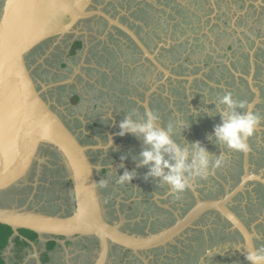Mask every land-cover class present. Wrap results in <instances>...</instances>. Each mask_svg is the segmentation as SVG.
<instances>
[{"label":"flooded vegetation","instance_id":"obj_1","mask_svg":"<svg viewBox=\"0 0 264 264\" xmlns=\"http://www.w3.org/2000/svg\"><path fill=\"white\" fill-rule=\"evenodd\" d=\"M5 2L6 0H0V17ZM91 10L103 12L128 27L147 49L150 56L126 31L97 14L82 18L75 25L70 26V16L61 13L56 19L57 23L54 24V27L59 26V33H55L35 47L26 56L25 62L36 90L43 100L60 116L78 140L90 148L88 156L92 164L99 168L98 190L101 183H106L107 178L111 177L115 171L118 176L124 170L134 171L135 174L138 172L141 176L143 173L140 171L143 169L149 171L147 167H141L139 164H130L128 161L124 163V157L122 160L121 157L118 159L121 162L116 161V152L131 154L138 149L144 150L145 147L142 140L137 139L132 134L119 136V123L126 117L135 121H142L145 119V112L147 111L155 112L161 119L162 112L168 109L171 112V104L173 103L174 107V104L180 101L178 100L179 95L184 100V116L178 117L177 115L174 119L178 124L191 121L192 126L189 128L185 125L183 129L177 126L181 132L176 129L174 135L177 137L174 139H177L178 143L187 142L189 146L198 141L213 157L222 155L226 161L225 166L218 170H211L207 178L198 182L193 181L189 190L185 192L186 194L179 197L172 193L167 184H165L166 189L164 190L161 185H156L153 180L151 181L156 190L151 188L152 194L148 199L147 191L142 194L145 185L141 182L139 184L137 179L134 178L130 184H123L126 192H128L127 195H131L130 199L125 195L123 196L125 201L128 200L127 210L129 212L133 210V205L141 202L136 199V197L141 196L144 198L142 202L146 201L145 203L157 213L156 219L148 222V228L144 227V224L138 223L137 225L127 222L124 219L126 212L117 214V210L114 208L110 212L100 188V200L105 211L106 221L111 225L118 226L121 231L129 235L141 239L151 238L176 225L178 220L196 205L197 201L221 200L227 194H232L226 206L254 234L255 250L264 247V236L262 239L259 231L260 228H264V224L259 223L255 227L249 220L254 216L251 213L255 211L264 212V120L262 119L264 109L262 111L250 110L249 102L253 101L256 94L249 86H246L247 88L241 87L236 80L234 82L236 89L221 90L211 87L205 80H199L197 77L191 82L190 79H177L180 75H186V70H190V76H197L203 71V67L195 65L194 59L190 56L180 63L181 68L185 66V71L176 66L182 57L179 55L181 53L179 46L185 45V49L190 51L188 44L192 43L191 49L195 50L194 45L196 47L200 44L213 43L209 37L210 34L216 37L228 36L244 46H246L244 38L248 41V45L249 43L253 45L258 41L262 44L260 49L264 53V0H89L86 11ZM138 13L147 15L150 20L155 19L153 25L165 33L171 32V27H178L180 31L177 32L172 29V36L165 34V37L150 40L149 37H146V28L151 25L136 16ZM60 23L63 25L61 28ZM59 28L62 29V32ZM150 31L152 29L147 32ZM104 34L107 35L105 39L102 38ZM180 35L184 37L185 41H174L175 37L179 38ZM79 42L82 43V47L74 53L75 45ZM199 42L201 43L199 44ZM96 45L98 46L96 47ZM207 46L210 48V44ZM230 49L234 50L232 45H229ZM213 51L216 54L213 65L209 62L212 72L218 71L220 68H227L226 63L223 62V59L227 57L226 53L222 54L217 49H213ZM233 53L237 54V50H234ZM91 54L96 55L97 58L115 60L112 69L99 71L96 67H87L86 57H90ZM151 56H154L161 67L151 60ZM244 58V63L250 66L252 63L249 61V55L244 52L239 56L238 62L244 61ZM129 59L137 62L134 65L120 62V60ZM187 61L189 64L185 63ZM92 70L98 72L100 79L103 78L104 85L100 83V79L93 78ZM173 72L178 77L173 78ZM133 75L140 77L142 81L145 80V82H140L141 87L145 85L146 89L142 92L139 90V96L144 98L142 102L136 99L133 101L124 100L123 98L124 90L131 88L126 84ZM241 82L247 83L244 78H241ZM192 84H195L194 87L191 86ZM202 84L205 86L202 87ZM108 87H111V91L108 90ZM134 87L135 90L141 88L138 85ZM89 88L98 91L95 98L101 99L100 103L106 102L104 107L95 103L96 111L102 119L106 120L107 127L100 126L101 123L97 121H94L92 125L89 124L90 129L98 130L96 133L98 135L94 136L82 128L83 120L75 118L72 114L73 110L70 109L89 101L90 97L87 94ZM229 91L233 93L235 100L245 104L246 112L257 113L261 116L260 124L255 129V135L248 141L250 151L246 154L229 153L226 146L223 148L214 139H208L212 132L207 130V123H210L214 129L221 122L216 98ZM145 92H149L150 99L148 101H146ZM171 94L177 99L174 100ZM74 99L76 102L73 105ZM200 99L203 102L209 101L211 103L213 116H209L208 112L202 110L203 106L199 102ZM110 102L116 103L114 107ZM125 102L134 104L138 110L130 109V113H128V110L125 111L124 109ZM259 106L264 108V102L260 103ZM197 112L199 119L196 117ZM94 113L95 109L91 113L89 112L91 115ZM107 113L110 114L107 115ZM205 113L206 115H204ZM123 114L125 115L124 118ZM161 120L164 121V118ZM78 123H81V127H78ZM168 125L162 124L157 127L166 128ZM206 132L209 134L207 135ZM54 157L59 159L61 156L49 148L42 150L39 160L34 163L23 180L10 189L0 191V206L41 211L43 214L63 217L73 214L77 209L75 195L69 207L67 204L60 203L57 212L48 211L47 213L41 209L46 206L45 202L36 204L34 198L36 194L32 199L29 198L28 193L34 188L52 186L54 177L52 165L57 161ZM127 160L129 159L127 158ZM244 181L246 182L244 183ZM70 186L73 187L71 180L66 184V187ZM184 197L188 199H183ZM52 207L54 208L55 205ZM110 217H113V220ZM209 222L217 226L214 233L207 225ZM191 231L198 234L200 240L203 241L202 244H198V247L204 248L202 253L197 252L194 255L190 253V247H193L191 250L196 248L192 245L194 237L188 234ZM34 234L36 233L21 229L19 235L13 239L11 246L9 240L8 246L2 253L5 264L6 262L9 264H97L102 251L100 240L96 236L83 235L84 237L77 241L75 238L80 236L65 238L47 235L45 240H40L38 235L35 236ZM138 234L144 235L138 236ZM55 240L58 243L57 247H55L57 244ZM219 240L230 244L226 249L229 252L228 257L214 249L211 251V248ZM29 241L34 242L36 249L29 245ZM51 244L55 248H50ZM205 247L207 248L205 249ZM244 250V239L240 232L234 230L230 222L224 219L220 212L210 210L196 221L193 228L186 229L172 242L164 246L135 254L122 246L111 245L105 264H164L166 257L174 259L178 252H184L188 255L183 259L184 264L190 260L193 264H203L202 259L204 257L206 259L210 252L221 261H228L231 264H247ZM22 253L23 257L20 259L19 256ZM30 255L33 257L30 258ZM225 262L224 264H226Z\"/></svg>","mask_w":264,"mask_h":264},{"label":"water","instance_id":"obj_2","mask_svg":"<svg viewBox=\"0 0 264 264\" xmlns=\"http://www.w3.org/2000/svg\"><path fill=\"white\" fill-rule=\"evenodd\" d=\"M88 2L89 0H6L1 12L0 191L10 189L23 180L39 160L40 152L49 148L59 154L68 167L77 207L73 214L63 217L0 206V224L13 230L9 245L13 244V239L21 229L36 233L40 240H45L47 235L65 238L96 236L102 248L97 264H105L111 245L122 246L135 254L164 246L186 229L193 228L206 212L215 210L230 222L234 230L240 232L244 239V253L247 255L249 251H254V234L226 206L232 194H227L221 200L197 201L176 225L151 238L141 239L129 235L106 221L97 186L99 168L92 164L88 156L90 148L78 140L60 116L43 100L25 62L26 56L35 47L59 33V26L52 30L45 28L48 18L55 13V8H58L56 18L61 13L70 16V26L82 18L97 14L126 31L148 54L128 27L103 12L86 11ZM150 58L161 67L154 56ZM28 243L36 249L34 242Z\"/></svg>","mask_w":264,"mask_h":264},{"label":"rangeland","instance_id":"obj_3","mask_svg":"<svg viewBox=\"0 0 264 264\" xmlns=\"http://www.w3.org/2000/svg\"><path fill=\"white\" fill-rule=\"evenodd\" d=\"M136 16H139L141 19L145 20L147 22L148 25H151L149 27L146 28V37H149L150 40L152 39H158L159 37H165V34H170L172 36L173 30L179 32L180 28H176V27H171V32L165 33L162 29H159L158 27H155V25H153V22L155 21V19H149L147 15L142 14H136ZM134 17V15H133ZM145 21H143V23H145ZM140 22H142V20H140ZM176 21L174 20V23ZM158 26L160 24H157ZM173 25V24H172ZM162 27V26H161ZM149 29H152V31H149ZM173 29V30H172ZM107 37L106 34L102 35V38L105 39ZM211 38V41L213 43H209L210 44V48H208L207 45H202L200 44L201 42H199V46L194 45L195 50H192V43L188 44V47L190 51H187L185 49V45L180 47L179 49L181 50V53H179L180 55V60L178 61V64L176 66L179 67V69L185 71V66L184 68L180 67V63L184 62L186 58H188L189 56L194 59V64L195 65H201L203 68L200 73L197 74V76H190L189 71L190 70H186V75H180V77L176 76L175 72H173V78L178 77L177 79L181 78V79H190L189 81L191 82L195 77L199 78V80H205L207 84H209L211 87L214 88H220L221 90H230V89H236V84L234 83L235 80L237 82V84H240L241 87L243 88H247L246 86H249L252 91L256 94L255 98L253 99L252 102H249V107L250 110L254 111V110H263L264 108L260 107V103L264 102V53L263 51L260 49V46H262L261 43H259L258 41L248 45V41L244 38V43L246 44V46L241 45L242 43L240 42H235L234 39L228 37V36H220V37H216L215 35H211L209 36ZM186 38V37H185ZM185 41L184 37L180 35L179 38L175 37L174 41ZM194 43V42H193ZM173 44H175V42H173ZM150 45H152L150 43ZM165 45V44H164ZM229 45L233 46L234 50H237V54L233 53L232 49L229 50ZM98 45H96L97 47ZM213 49H217L219 51H221V53H226V58L223 59V62L226 63V67L227 68H220V70L212 72L211 65H213L214 59H215V51H213ZM260 49V51H259ZM246 53L249 55V61L250 63H252L250 66H247L245 62V58L244 61L242 62H238V58L241 55V53ZM172 54V52H171ZM96 55H92L89 57L87 56V61H86V66L90 68H94L96 67L97 70L99 71H104V70H109L112 69L113 67V63H115V60H109L107 58L103 59V58H97L95 57ZM123 61V62H122ZM120 62L123 63H128L131 65H134L137 61L133 60V59H129V60H120ZM209 62L211 63V65L209 66ZM187 64H189V61L185 62ZM127 64V65H128ZM192 68V67H191ZM92 74L93 78H97L100 79V75L98 74L97 71L92 70ZM125 78V77H124ZM123 78V79H124ZM241 78H244L247 83L245 82H241ZM94 79V81H95ZM125 80V79H124ZM188 81V83H189ZM140 82H145V80H141L140 77H136V76H132L131 79L129 80V82L126 84L127 86H130L131 88H129L128 90H124L123 92V98L124 100H130L133 101L134 99L139 100V101H144V98L139 96L140 91L142 92L145 89V85H143L141 87V83ZM100 83L103 84V78L100 79ZM201 83V82H199ZM191 84V83H189ZM104 85V84H103ZM135 85H138L139 87H141L140 89L135 90ZM175 85H178L175 83ZM186 85H188L186 83ZM195 84H192L191 86H193ZM205 85L202 84V87H204ZM194 87V86H193ZM92 89V90H91ZM108 90L111 91V87H108ZM140 90V91H139ZM88 96L89 101L87 103H82L76 107H71V111L73 110L72 114L74 115L75 118H77L78 120L81 119L83 120V126L82 128L90 134L94 135H98L97 133V129L88 127L89 124L92 125V123L94 121L100 122L101 125L100 126H106V120L102 119V117L100 115H98L97 111H96V104L95 103H99L100 107L103 106L106 103L105 101H103L104 103H100L102 100L101 99H97L95 98V94H98V91H96V89L93 88H89L88 91ZM146 96V101H148L150 99V95L149 92L148 93H144ZM172 95V94H171ZM176 95V94H175ZM101 97V96H100ZM173 99L176 100L177 97L173 96ZM178 101L176 104H174L173 107V103L171 104V112L168 110H166L163 113V116L161 117L164 118V121H162L161 119H159V122L157 124V126H161L162 124L167 125V124H173L175 130L177 129L178 131L181 132V129L179 130L177 128V126L179 127L183 122H180L179 124L175 121V117L178 115V117L184 116V100L182 99L183 97L181 95L178 96ZM198 99V97H197ZM172 100V99H171ZM173 100V102H174ZM129 101V102H130ZM145 101V102H146ZM74 102L75 99L73 100V105L75 104ZM199 102L202 103L201 106H203L202 110H205V112H209L211 111V103L209 101L207 102H203V100H199ZM210 103V104H209ZM111 105H113L116 103H111ZM98 107V108H100ZM95 109V113L94 115L89 114V112L91 113L93 110ZM124 109L125 111L128 110V113L130 109H135L136 111L138 110L137 107H135L134 104H128L127 102L124 103ZM206 113L204 115H206ZM110 113H107V115H109ZM124 114H123V118H124ZM168 117V118H167ZM264 120V117L262 118ZM123 121V120H122ZM91 122V123H89ZM78 127H81V123H78ZM178 124V125H176ZM176 126V127H175ZM207 130H211V132H213V127L210 123H207ZM81 128V129H82ZM205 134V133H204ZM206 134L208 135L209 132H206ZM203 135V134H200ZM174 137H177V135H174ZM180 138V137H178ZM223 147V146H222ZM224 148V147H223ZM227 149V148H226ZM141 150H137L134 153H120V152H116L115 153V158L116 161H118V159L121 157H124V163H127L126 161H128V163L130 164H139V158H140V153ZM229 153H232L233 151L228 150ZM236 153V152H233ZM237 156V155H236ZM55 158V157H54ZM127 158L129 160H127ZM57 161L55 162L54 165H52V169L54 171V177H53V181H52V186L49 187H38V189L34 188V190L29 191L28 195L29 198L32 199L34 197V194H36L35 201L36 204H40L45 202L46 206L41 208L44 213L48 212V211H52V212H57L58 210V204H67L68 207L71 205L72 200L74 199V190L73 187H66V184L70 181V173L68 171V167L66 166L65 162L63 161V159L60 157L59 159L55 158ZM121 162V161H118ZM48 163V162H47ZM48 165H50L48 163ZM142 176L140 175V173H136L135 174V179L138 180L139 184L140 182L143 183L145 185V187L143 188V193L145 194L146 191V196L147 199L151 196L152 194V187L154 190H156L154 188V184L151 180H153L156 185H161V187L165 190V184L162 183L159 178H153V177H147V170L143 169L142 171ZM118 175H116V171L114 174H111V177L107 178V182L106 183H101L99 190L101 192V194L103 195V198L105 199V202L109 208V211L112 212L113 208L116 209V213L117 214H121L122 212H126V214L124 215V219L127 222L133 223V224H144L143 226L148 228L147 224L148 222H151L153 220L156 219V215L157 213L145 202L143 201V197L138 196L136 197V199H138L141 202H137V204L133 205V210L132 211H128L127 207H128V200L125 201L126 199H123V196H127L129 199L131 198V195H127L128 192H126V189L123 187L122 184L118 183ZM102 182V181H101ZM104 184V185H103ZM151 190V191H150ZM214 191H216V189L214 188ZM150 192V193H149ZM141 194V193H140ZM141 194V195H142ZM186 194V193H184ZM183 199H188L187 197H184ZM189 201V200H188ZM191 203V202H190ZM52 205L55 207L53 208ZM71 208V207H70ZM36 212V211H34ZM38 213H43L41 211H39ZM129 214V215H128ZM252 216L249 220L250 222H252L254 224V226L256 227L259 223H263L264 224V212L263 211H255L254 213H251ZM110 219L113 220V217H110ZM258 219V220H257ZM152 224V223H149ZM209 225V228H211V232L214 233L217 230V226L216 224H211L210 222L207 224ZM139 229V227L137 228V230ZM196 229V228H195ZM206 229V228H205ZM261 229V230H260ZM259 231L261 233V237L263 239L264 236V228H260ZM140 232V231H139ZM191 237H194L193 241H192V245L196 246V248L194 250L193 247H190V253L191 254H196L197 252H203L204 248H200L198 247V244H202L203 241L200 240V237L198 236V234H195L194 231H191L188 233ZM144 234H138V236H143ZM74 236H71V238ZM81 237H84L83 235H80V237L75 238V240H80ZM56 241V240H55ZM57 243V241H56ZM179 243H181L179 241ZM58 243L55 245V247H57ZM230 246V244L228 242H224L223 240H219L215 246H213L211 248V251L216 250L217 252H220L221 254L226 255V257H228L229 252L226 250L228 247ZM54 247L52 244L50 245V248ZM54 247V248H55ZM207 247H205L206 249ZM208 250V249H207ZM189 253V254H190ZM200 253V255H201ZM211 253V254H210ZM207 256V258L205 259V257L202 259V263L203 264H224L225 261H221L218 260L217 257L215 255L212 254V252H210ZM179 255V256H178ZM188 255H186V253L184 252H178L177 256L174 259L171 258H165L164 259V264H184L183 263V259L186 258ZM46 257V256H45ZM47 258V257H46ZM45 258V259H46ZM205 259V260H204ZM226 264H231L230 262L226 261ZM185 264H193V262L190 261H186Z\"/></svg>","mask_w":264,"mask_h":264},{"label":"clouds","instance_id":"obj_4","mask_svg":"<svg viewBox=\"0 0 264 264\" xmlns=\"http://www.w3.org/2000/svg\"><path fill=\"white\" fill-rule=\"evenodd\" d=\"M216 103L221 122L214 127L208 139H214L218 145L226 146L230 151L248 153V141L255 135L261 116L246 112L245 104L235 100L230 91L217 97ZM212 113L209 111L208 115L213 116ZM196 117L199 119L198 112ZM158 122L159 116L153 111H147L142 121L126 117L119 123V136L132 134L142 140L145 146L140 153L139 166L149 169L146 178H159L179 197L189 190L193 181L205 179L211 170L225 166L226 161L222 155L213 157L198 141L190 146L187 142L178 143L174 139V125L159 128ZM185 125L190 128L191 121L183 122L181 129ZM134 178V171L124 170L118 177V183L130 184ZM245 260L247 264H264V247L249 251Z\"/></svg>","mask_w":264,"mask_h":264},{"label":"trees","instance_id":"obj_5","mask_svg":"<svg viewBox=\"0 0 264 264\" xmlns=\"http://www.w3.org/2000/svg\"><path fill=\"white\" fill-rule=\"evenodd\" d=\"M82 47V43H77L73 52L75 53L76 50H79ZM13 235V230L11 227L0 224V264H5V260L2 257V253L4 249L8 246L9 240ZM37 236V234H34ZM19 243V242H18ZM23 257V253L19 256L21 259Z\"/></svg>","mask_w":264,"mask_h":264},{"label":"bare ground","instance_id":"obj_6","mask_svg":"<svg viewBox=\"0 0 264 264\" xmlns=\"http://www.w3.org/2000/svg\"><path fill=\"white\" fill-rule=\"evenodd\" d=\"M58 11V8H55V13ZM53 14L52 16H51V18H48V20H47V22H46V25H45V28L47 29V30H52V29H56V27H54V25H52V24H54V23H56V14ZM58 14V13H57ZM55 21V22H54Z\"/></svg>","mask_w":264,"mask_h":264},{"label":"crops","instance_id":"obj_7","mask_svg":"<svg viewBox=\"0 0 264 264\" xmlns=\"http://www.w3.org/2000/svg\"><path fill=\"white\" fill-rule=\"evenodd\" d=\"M33 257L32 255H30V258ZM9 261V260H8ZM6 264H9L8 262H6Z\"/></svg>","mask_w":264,"mask_h":264}]
</instances>
